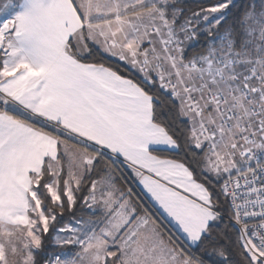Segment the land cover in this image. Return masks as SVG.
Listing matches in <instances>:
<instances>
[{
  "label": "snow or ice",
  "instance_id": "obj_1",
  "mask_svg": "<svg viewBox=\"0 0 264 264\" xmlns=\"http://www.w3.org/2000/svg\"><path fill=\"white\" fill-rule=\"evenodd\" d=\"M236 7L0 0V264H264V0Z\"/></svg>",
  "mask_w": 264,
  "mask_h": 264
},
{
  "label": "trees",
  "instance_id": "obj_2",
  "mask_svg": "<svg viewBox=\"0 0 264 264\" xmlns=\"http://www.w3.org/2000/svg\"><path fill=\"white\" fill-rule=\"evenodd\" d=\"M215 2H216V0H200L197 2L186 3L184 6L188 7V9L185 10V13L187 14V17H188V12L199 11L201 5H207V4L215 3ZM234 3L237 5V7L232 8L230 11V15L227 17L229 24H231L235 21L236 16L247 6V4L249 3V0H235ZM201 43H205L203 38L201 39ZM95 59L98 62L103 63L107 67H111L114 70H118L119 74H121L125 78H133L135 80L139 79L138 74H136L134 71H130L124 65L107 58L106 56L102 55L101 53L99 55H97V57H95ZM175 158L181 159L185 163H190V166L192 168H195V159H196L195 157L190 156L188 159H185L183 157V154H181V156H178ZM105 163H107V162H105ZM114 167L116 168L115 177L117 178V184L120 186V188L123 189L124 191H127L129 188H131L133 191L132 198L135 202H137L138 206L140 203L146 202L145 199L142 197L141 193L133 187V183L135 180H134V177L131 174L130 170L125 165H123L122 163L117 164ZM84 194L85 193H77L78 196H82ZM84 211H87V210H84ZM82 214H83L82 212H78L77 216H80ZM91 218H94V217H91ZM72 219L73 218L71 217L70 214H66L64 219L61 221V224L57 225V227L63 226L64 223H68ZM227 222L228 221L225 217L224 222L221 223V225H220V230L225 229V224H227ZM53 235H54V231H50L49 234L46 236L47 240H46V244H45V247H46L45 255H53L56 251H59V249H56L52 246L53 244L51 243V239H52ZM229 237L231 238V241H232V244H229V247L233 248V245L235 244V242L237 240V236L234 232H229ZM232 258L234 261H237V262H239V260H240V256L238 255V252L235 249H233V257Z\"/></svg>",
  "mask_w": 264,
  "mask_h": 264
},
{
  "label": "rangeland",
  "instance_id": "obj_3",
  "mask_svg": "<svg viewBox=\"0 0 264 264\" xmlns=\"http://www.w3.org/2000/svg\"><path fill=\"white\" fill-rule=\"evenodd\" d=\"M197 1H200V0H180V7L183 9V12L185 14V16L187 17V14L185 13V10L188 9V7L184 6L186 3H191V2H197ZM235 1V0H234ZM192 13L193 12H188V17H191L192 16ZM182 22V21H181ZM203 23V22H202ZM119 63V62H118ZM115 180H116V183H117V178L115 177ZM117 186L120 188V186L117 184ZM86 219L89 218V217H85ZM93 220H95L99 226H103L102 223H100V220L101 218L100 217H94V218H91ZM54 236H55V233L51 239V243L53 244V239H54ZM45 241L47 240V237L44 238ZM48 244V243H47Z\"/></svg>",
  "mask_w": 264,
  "mask_h": 264
},
{
  "label": "crops",
  "instance_id": "obj_4",
  "mask_svg": "<svg viewBox=\"0 0 264 264\" xmlns=\"http://www.w3.org/2000/svg\"><path fill=\"white\" fill-rule=\"evenodd\" d=\"M102 55H104V56H106L107 58H109V59H111V60H113V61H116V62H119L120 64H122V65H124L125 67H127L128 69H129V66L128 65H126L124 62H122V61H119L117 58H115V57H112V56H109L108 54H106V53H101ZM123 164V163H122ZM123 165H125L127 168H128V166L126 165V164H123ZM129 170H130V172H131V174L133 175V177H134V183H133V187L135 188V189H137V191H139L140 193H141V195H142V197L145 199V201H146V196H145V194L143 193V191H142V186L141 185H139V182H138V180H137V178L134 176V174L132 173V170L130 169V168H128Z\"/></svg>",
  "mask_w": 264,
  "mask_h": 264
},
{
  "label": "built area",
  "instance_id": "obj_5",
  "mask_svg": "<svg viewBox=\"0 0 264 264\" xmlns=\"http://www.w3.org/2000/svg\"><path fill=\"white\" fill-rule=\"evenodd\" d=\"M226 219H227V221H228V217H227V216H226ZM252 223H254V224L259 223V217L253 218V219H252Z\"/></svg>",
  "mask_w": 264,
  "mask_h": 264
}]
</instances>
